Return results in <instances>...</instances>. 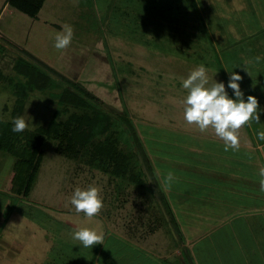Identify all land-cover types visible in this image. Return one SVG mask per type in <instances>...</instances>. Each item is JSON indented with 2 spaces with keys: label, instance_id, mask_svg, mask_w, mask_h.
<instances>
[{
  "label": "rangeland",
  "instance_id": "obj_1",
  "mask_svg": "<svg viewBox=\"0 0 264 264\" xmlns=\"http://www.w3.org/2000/svg\"><path fill=\"white\" fill-rule=\"evenodd\" d=\"M64 24L73 27V39L68 48L57 50L55 36ZM21 56L52 81L46 90L29 94L22 114L27 130L50 122L60 91L72 80L98 98V103L93 102L96 106L111 111L125 107L148 150L154 140L152 130L183 122L187 90L182 80L203 64L210 83L215 73H221L227 86L229 71L239 72L245 99L248 95L258 98L260 122L253 120L246 128L253 133L254 143L263 142L264 152V140L257 135L264 131V0H48L37 17L0 0V70L10 79L0 78V119L5 121L12 119L15 85L24 81L13 72V63ZM227 89L234 98L233 90ZM121 122L115 120L114 126L123 147L132 151ZM178 129L172 130L180 134ZM56 145L54 139L43 144L39 175L28 196L5 191L12 187L16 158L0 150V264H92L100 244L85 248L73 234L80 227H100L104 233L113 222H121L122 217H115L125 198L123 209L128 213L141 207L161 219L159 238L148 234L155 251L148 252L150 258L180 264L178 254L171 252L176 243L170 225L148 183L124 189L122 179L85 162L87 152L80 161L65 157ZM159 174L156 179L162 186L167 173ZM93 183L101 189L104 206L89 221L83 212L75 211L70 198L76 187ZM183 205L196 213L194 201ZM122 212L118 214L126 213ZM261 213L253 218L250 229L245 218L239 217L210 232L193 233L190 262L264 264ZM110 214L115 219H109ZM132 223L125 228L134 235Z\"/></svg>",
  "mask_w": 264,
  "mask_h": 264
},
{
  "label": "crops",
  "instance_id": "obj_2",
  "mask_svg": "<svg viewBox=\"0 0 264 264\" xmlns=\"http://www.w3.org/2000/svg\"><path fill=\"white\" fill-rule=\"evenodd\" d=\"M215 74L217 76H214L213 82L225 83L221 73ZM182 118L183 122L177 127L163 125L152 130L151 139L154 140H150L152 146L149 145L147 151L158 178L159 172H172L175 176L170 186L166 183L167 176L164 175V183L159 180L185 236L186 245L191 250V235L196 231L207 233L220 223L239 217L245 218V227L250 229L253 218L263 216L264 192L260 190L258 172L260 167H264V152L263 142L254 143V135L246 125L240 129L239 150L225 151L223 141L215 135L214 130L210 128L201 132L195 125H189L184 116ZM175 128H181L178 129L180 134L172 130ZM146 198L148 201L150 197ZM190 200L196 204V213L183 205ZM126 201L127 198L118 212L126 213L119 215L116 212V220L122 217V221L113 222L104 231V244H100V249L96 250L92 264H162L148 254L154 251V244L150 243L148 237L150 234L157 237V233L163 230L161 219L155 216L156 213L150 214L148 209L141 207L128 213L125 210ZM129 214H134V218L129 219ZM113 217L110 214L108 218L115 219ZM187 217L195 220L185 219ZM131 222H134L132 225L137 230L135 236L125 228ZM171 252L175 256L180 249L175 244Z\"/></svg>",
  "mask_w": 264,
  "mask_h": 264
},
{
  "label": "trees",
  "instance_id": "obj_3",
  "mask_svg": "<svg viewBox=\"0 0 264 264\" xmlns=\"http://www.w3.org/2000/svg\"><path fill=\"white\" fill-rule=\"evenodd\" d=\"M45 1L8 0L14 7L32 17H37ZM13 72L20 75L24 81L18 82L14 88L16 98L12 119H0V150L16 158L9 192L25 196L30 194L43 161L42 146L45 141L54 139L57 142V151L65 157L83 161V154L87 152L89 158L85 162L105 175L122 179L126 184L124 189L131 185L142 187L148 183L153 197L157 202L160 201L159 206L165 211L162 212L163 216H166L170 233L180 249L178 261L180 259V264H192L191 250L186 245L185 236L168 198L157 182L153 163L127 109L124 107V110L111 111L98 107L93 104L99 101L96 96L86 91L78 82L67 79L68 85L60 91L58 107L47 125H41L34 130L13 132L12 122L14 118L22 116L29 94L36 90H46L52 83L46 73L22 56L13 63ZM0 78L10 80L9 75H3L1 70ZM115 120H122L121 125L127 130L132 151H126L123 147L119 130L114 126Z\"/></svg>",
  "mask_w": 264,
  "mask_h": 264
},
{
  "label": "clouds",
  "instance_id": "obj_4",
  "mask_svg": "<svg viewBox=\"0 0 264 264\" xmlns=\"http://www.w3.org/2000/svg\"><path fill=\"white\" fill-rule=\"evenodd\" d=\"M61 27L62 31L55 36L54 47L57 50L68 48L74 35L71 25L64 24ZM257 59L260 58L257 57ZM229 72L227 87L233 90L234 98L229 95L224 82L216 80L209 82L207 69L201 64L192 70L186 79L182 80L183 88L187 90V96L182 104L184 120L189 125H195L201 132L211 128L215 135L223 141L225 151L229 149L238 151L240 129L253 120L260 122L258 111L260 105L255 95H248L245 99L239 83L243 79L240 73ZM12 123V131L17 133L23 132L28 126L23 116L14 118ZM257 135L258 139L264 140V131L258 132ZM258 175L260 190L264 192V167H260ZM174 179V174L169 172L166 183L170 186ZM70 203L77 213L83 212L89 221L97 216L104 206L101 189L94 183L85 188L76 187ZM73 239L79 241L80 245L85 248H92L94 245L104 244V233L100 227H80L74 232Z\"/></svg>",
  "mask_w": 264,
  "mask_h": 264
},
{
  "label": "water",
  "instance_id": "obj_5",
  "mask_svg": "<svg viewBox=\"0 0 264 264\" xmlns=\"http://www.w3.org/2000/svg\"><path fill=\"white\" fill-rule=\"evenodd\" d=\"M159 200V199H158ZM160 202V201H159ZM161 204V203H160ZM162 209H163V207H162ZM163 211H164V209H163ZM165 212V211H164Z\"/></svg>",
  "mask_w": 264,
  "mask_h": 264
}]
</instances>
